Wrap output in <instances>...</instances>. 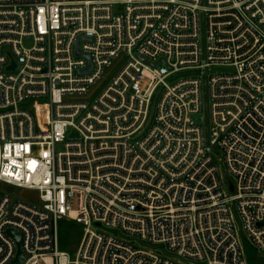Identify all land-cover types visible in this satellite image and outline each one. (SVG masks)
Instances as JSON below:
<instances>
[{"label":"built area","instance_id":"1","mask_svg":"<svg viewBox=\"0 0 264 264\" xmlns=\"http://www.w3.org/2000/svg\"><path fill=\"white\" fill-rule=\"evenodd\" d=\"M212 65L232 69L208 77L207 137L192 70ZM3 183L38 203L0 191V264H248L241 235L264 264V0H0ZM64 217L84 227L75 258Z\"/></svg>","mask_w":264,"mask_h":264},{"label":"rangeland","instance_id":"2","mask_svg":"<svg viewBox=\"0 0 264 264\" xmlns=\"http://www.w3.org/2000/svg\"><path fill=\"white\" fill-rule=\"evenodd\" d=\"M206 19L204 16H202L201 19V31H202V37H201V46L202 50L206 52V44H207V30H206ZM27 46H30L31 43L29 41L26 42ZM128 60V56L123 53L120 56H118L116 59L113 60L110 67L106 69V73L104 75V78L97 82L93 88L92 92L90 94H83V95H76V98L78 99H90L93 100L103 89V87L112 79V77L118 73L119 69L126 63ZM232 68L230 66H222V65H212L208 68L204 69H197L192 70L195 71L197 75L202 76L203 84H202V110L197 113L194 117L197 122H199L202 127L205 129L206 136L208 137L211 131V107H210V93L208 88V77L212 73L217 72H227L228 70H231ZM188 71H180L174 74L173 77H182L187 74ZM93 94V95H92ZM160 97V90L158 89L157 93L153 97L151 101L150 106V120L153 118L155 112H156V106L157 102ZM22 106L29 109L36 118V124L37 129L40 131H45L49 128V121H50V112H49V100L47 97H40V98H32L24 101L22 103ZM68 133V140H73L78 136V132L74 130H69ZM57 150H64V143H58L56 145ZM215 159L222 157V152L216 148L215 149ZM0 191L9 193L15 200H25L30 202H36L38 201V193L33 190H29L26 188H17L12 185L8 184H0ZM38 203V202H36ZM235 222H237L238 228L241 227V222L238 217H236ZM58 241H59V247L62 250H65L70 253V255L75 258L79 243L81 241L84 227L79 222L69 219L67 217L61 218L58 221ZM245 235V234H244ZM241 240L243 241V247H244V253H245V260H247L248 264H258V261L256 260L257 253L255 251L254 246L247 241L243 235H241Z\"/></svg>","mask_w":264,"mask_h":264},{"label":"water","instance_id":"3","mask_svg":"<svg viewBox=\"0 0 264 264\" xmlns=\"http://www.w3.org/2000/svg\"><path fill=\"white\" fill-rule=\"evenodd\" d=\"M231 184V188L233 189V184L230 182ZM260 224H264V222H261ZM16 238H17V242L19 244V236L16 235ZM22 261V254H21V251H19V258L15 261V263H21Z\"/></svg>","mask_w":264,"mask_h":264}]
</instances>
